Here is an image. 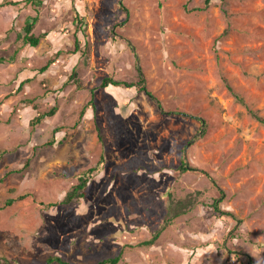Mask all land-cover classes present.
Returning <instances> with one entry per match:
<instances>
[{
    "label": "rangeland",
    "instance_id": "1",
    "mask_svg": "<svg viewBox=\"0 0 264 264\" xmlns=\"http://www.w3.org/2000/svg\"><path fill=\"white\" fill-rule=\"evenodd\" d=\"M205 3L0 0L3 264H264V0Z\"/></svg>",
    "mask_w": 264,
    "mask_h": 264
},
{
    "label": "trees",
    "instance_id": "2",
    "mask_svg": "<svg viewBox=\"0 0 264 264\" xmlns=\"http://www.w3.org/2000/svg\"><path fill=\"white\" fill-rule=\"evenodd\" d=\"M212 1H214V0H206L205 4L207 6H209ZM198 9H201V8H198ZM77 21H79L80 24L83 23L82 20L80 19L79 14H76V17L74 19V22H76V24H77ZM34 24H35V22L33 21V22H30L28 25H26L24 27V31H25L24 41H25V43H28V44H30L33 47L37 46L40 43V41H41V36H38V35H35L34 33H32ZM80 29H81V27H80ZM46 68H47V66L44 67L42 69V71L44 69H46ZM140 77H141L140 78L141 82H144L143 76L140 75ZM23 83H25V82H22L21 86L24 85ZM225 83H226V86L228 87V89L230 90V92L235 96V99L238 100L239 102H241L242 104H245L244 97H242V95H240L238 92H236L234 90V88L231 86V84L228 83V81H226ZM123 84L126 85L129 88H132V87L135 86V83H127V82L124 83V82H121V81H118V80H114V79H111V78L104 79L103 83H102V85L104 87H107L109 85H114V86L119 87V86H121ZM142 86L144 87V83L141 84V87ZM159 105H160L159 107H162L161 103ZM250 112H251V114H252V116L254 118H256L258 121H260L261 123L264 124V117L259 115L258 112L253 111L251 109H250ZM38 119L39 118H37V120ZM98 131L100 132V127H98ZM102 160H104V156L101 157L99 165L102 163ZM181 168H182L183 171H187L189 169L188 166H186V165H184V166L182 165ZM98 170H100L99 166L98 167H94V168H89L88 170H86L83 173H81L78 176L77 183L75 185H73V187H72V189L70 191L67 192L64 200L61 203L65 204V205H69L71 203L78 202V201L84 199L86 197V195H87L86 189H87V187H88V185L90 183V180L93 177V173L98 171ZM14 201L15 200L10 199V200L7 201L6 205L9 206ZM193 203H194V201H192L191 199L186 200V201L185 200L184 201L183 200L172 201L170 203L171 205L169 207V210L167 211L164 224L156 231L157 234L152 239H150L148 241H145L142 244L150 245V244L154 243V241L157 239L160 231L162 229L166 228L168 224H171L174 221V219L178 218L182 214H185L186 211L192 206ZM120 260H121V255H118V256H115V257H111V258H107V259L101 260L97 264H118ZM47 261H48L47 264H52L54 262H57L59 264H73V263H71L69 261H66V260L62 259L59 256H51V257L48 258ZM3 262H4V260L0 259V264H3Z\"/></svg>",
    "mask_w": 264,
    "mask_h": 264
}]
</instances>
